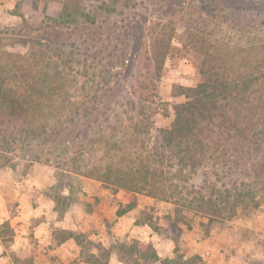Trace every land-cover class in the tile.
Returning <instances> with one entry per match:
<instances>
[{
	"label": "rangeland",
	"instance_id": "374dc122",
	"mask_svg": "<svg viewBox=\"0 0 264 264\" xmlns=\"http://www.w3.org/2000/svg\"><path fill=\"white\" fill-rule=\"evenodd\" d=\"M59 1L68 3V8L58 5L55 9L64 14L43 21L29 12L25 21L17 12L16 0L11 9L0 7V65L6 67L3 76L9 75L13 83L21 80L32 89L35 79L45 81L39 74L43 70L45 79L57 83L61 76L65 85L51 91L54 96L45 112L49 121L44 116H40L41 123L31 121L39 108L35 103L28 105L27 123L11 121L12 117L0 113V119L6 121L0 133V166L29 170L32 163L38 162L51 167L55 175L52 193L60 197L65 186H79L75 176L69 174L71 163L64 155H81V162L90 160V165L99 162L100 176L109 161L112 173L108 185L113 188L127 189L124 183L131 184L132 177L141 174L136 184L144 185V175H153L147 167L154 165L156 184L151 179L144 192L138 193L146 199L143 195H150L151 189L158 190L156 196L151 195L156 201L145 204L143 220H152L162 237L180 241L184 226H198L206 234L237 221H253L259 226L264 217V80H255L252 85L253 104L249 105L253 110L249 105V109L243 108V102L227 109L238 128H225L222 134L216 128L210 144L212 151L205 154L202 166L187 179L175 177L174 159L159 160L162 148L155 143L161 129L168 128L174 120V105L186 100L184 95L173 92L175 86L198 85L203 80V70L222 72L228 79L264 71V0L257 5L252 0ZM41 5V11L46 9ZM34 52L37 57L32 55ZM19 65L24 66L20 69ZM13 89L23 91L19 86L13 85ZM89 110L91 114H86ZM42 124L47 126L48 135L33 132L40 130ZM59 125L63 128L54 134V126ZM70 132L75 133L71 144L67 142ZM99 137L116 145L110 156H105L108 146L98 144ZM81 144L85 150L80 154L77 148ZM126 151L141 158L150 152L158 158L149 162L151 158L145 157L146 165L136 170L137 166H127V161L118 158ZM35 153L41 154L42 161L30 159ZM121 171L128 172V176H118ZM225 187H232L234 192L244 188L260 190L262 194L256 193L260 205L255 207V202H250L249 207L238 206L235 214L224 210L213 218L186 205L196 196L211 195L213 188L218 191ZM221 206H225V201ZM261 226L262 231L252 228L251 237L244 232L243 237L253 245L252 257L246 264H264V224ZM4 228L8 232L6 224ZM81 240L85 250L96 246L101 262L107 261L106 249L86 243L85 238ZM136 262L153 264L142 256ZM162 264L206 263L193 257Z\"/></svg>",
	"mask_w": 264,
	"mask_h": 264
},
{
	"label": "crops",
	"instance_id": "0c3cea01",
	"mask_svg": "<svg viewBox=\"0 0 264 264\" xmlns=\"http://www.w3.org/2000/svg\"><path fill=\"white\" fill-rule=\"evenodd\" d=\"M2 6L11 9L14 0H0ZM23 168L0 166V264H103L99 249L85 250L81 238L109 250L107 264H132L115 247L125 239L152 245L159 257L153 264L193 257L206 264H246L253 245L244 232L251 237L252 228L263 230L264 217L259 226L237 221L210 234L184 226L182 240L176 241L162 237L152 220H143L145 204L156 201L152 196L142 199L138 192L78 175L79 186H65L59 204L51 167L34 162Z\"/></svg>",
	"mask_w": 264,
	"mask_h": 264
},
{
	"label": "trees",
	"instance_id": "16d2710c",
	"mask_svg": "<svg viewBox=\"0 0 264 264\" xmlns=\"http://www.w3.org/2000/svg\"><path fill=\"white\" fill-rule=\"evenodd\" d=\"M252 1L256 5L259 3V0H252ZM41 4H43V6L46 9H43L41 11V6H42ZM58 5L61 6L63 5V3L59 0H55V1L52 0L51 3H47L46 1H42V0L39 1L16 0L17 12L25 19V21H27L29 17L26 16L27 12H29L30 15L33 16L38 15V17L42 21L46 18L57 19L58 13L60 14L59 16L64 14L61 12L60 9L59 11L55 10L56 8H58ZM63 6L64 8H68V3L64 1ZM33 11H35L36 13H33ZM70 16L71 15L68 13L67 17L69 18ZM33 24L37 25V22L33 21ZM166 50L162 54H165ZM32 55L36 56L37 54L34 52ZM160 62L163 63L164 59H162ZM35 65H37V63ZM23 66L24 65H22V67ZM22 67L19 65L20 69ZM5 68L6 67L0 65V110H1L0 113L2 115L6 114L9 117H12L11 119H9L11 121L25 120L24 123H27V121L30 118V113L28 112L29 109L28 105H34L33 103H35V105H39V108L35 109V112H33L34 115L31 121L33 122L35 120L36 121L39 120L38 123H41L40 116L41 117L44 116V118H46V121H49V117L45 113L48 112V109L46 108V104L48 103L50 104V102L52 101V97L54 96L52 92H56L61 87L65 86L63 83L64 78L60 76L58 79L61 80L60 81L57 80V83H53L54 82L53 80L50 81L48 79H45L43 76L46 77V73L43 70L42 71L40 70L39 74H41V77L45 81H43L42 79H41L42 81L40 79H35L34 85L32 89H30L28 87L29 85L26 86L25 84H23L21 80L18 81L15 80L13 83V81L10 80L9 75L3 76L4 75L3 72L5 71ZM10 70L11 69H9L8 71ZM257 75L252 74L249 76L247 75V76H240L234 79H228L227 77H225V74H223L222 72L216 73V70L215 72H212L210 70H203V80L198 85L193 87L191 86L174 87L173 92L176 95H184L186 97V100L174 105L175 108L174 120L172 121L171 125L168 128L161 129L160 138H158V141L155 143V145L159 146V148L160 147L162 148V152L158 153V156L160 155L159 160L163 161L168 157L176 161L177 172L175 173L176 174L175 177L177 176L178 178L185 180L188 178L189 174L197 172L198 168L202 166L206 158L205 154L209 151H212L210 144L212 143L213 140L212 135L215 133L214 130L216 128H218L219 134L224 133L225 128L228 130L231 129L235 130L238 128L237 122L234 123L233 120L231 119L233 117L228 116L229 112L227 109L230 107H236L237 104H240L242 102H243L242 106H244L243 108H245L249 104L250 105L253 104L251 102V96H252L251 93H253L254 91H251V88L252 85L255 84L254 83L255 80L257 81H260L261 79L264 80V71H262L260 74ZM26 81L28 84H30L29 80ZM13 85L21 87L23 91L13 89ZM47 86H53L56 89L53 91L51 90V88H46ZM263 97L264 96L261 95V99L264 100ZM249 106L246 108L249 109ZM250 109L253 110L251 106ZM86 114H91V111L90 110L87 111ZM241 114L242 113H238V115ZM56 120L59 121V119ZM5 126H6V121L0 119V133L2 130L1 128ZM62 128H63L62 125L54 126L53 128L54 134H59V131ZM73 128L76 127L73 126ZM33 132L37 135L42 134V136H44L45 134L48 133L47 126L42 124L40 130L36 129V131ZM51 134L52 133H50V135ZM74 135H75L74 132L69 133V135L67 136L68 143L71 144V142L72 143L74 142V140L70 141L71 136ZM102 140H103L102 137H99L97 142L99 141L98 144L105 143L106 146H108L105 154V156L108 157L111 154L110 150L112 148L114 149L116 145L112 146V142L106 138L103 141ZM1 144H2V139L0 138V146H2ZM83 146L84 144H81V147L77 148L80 151V154L85 150ZM70 149L72 148H69L68 150ZM260 151L261 150L257 149L256 152H260ZM40 153L32 154L31 155L32 158L30 157V159L33 161H42L41 160L42 156ZM68 153L70 154L71 150L68 151ZM147 153L148 155L144 156V158H141L142 157L141 155L138 157L136 155L133 156L132 154H134V152L123 153V155L121 156L119 154L118 158L121 161H127L126 163L127 166L129 164L130 167L137 166L135 169L139 170L141 169V166L146 165L145 157L151 158L148 159L149 162L156 161V158H158L157 156L154 157V155H152L150 152ZM70 155L67 156L64 155V157H66V159L71 163L72 170L69 171L70 172L69 174L72 177L75 176L74 178L77 179L76 177L78 175H85L88 177L95 176L94 178H97L107 184H110L108 180L111 179L112 166L108 164L109 161H107L106 163V167L104 168L103 175L100 176L102 174L100 173V170L102 168L97 165L99 162L94 161V164L90 165L91 164L90 160L81 162L80 160L81 155L72 158ZM47 160L48 162H50V159ZM102 160H104V158H102ZM256 161H258V159ZM152 167L151 166L147 167V170L153 175L152 178H150V176L148 175H144L143 177L144 185L137 186L136 184L137 181L141 180V176H142L141 174L140 176L136 175L135 177H132L131 184L124 183L123 186L134 192H141V193L144 192L143 190L146 188V185H149L151 183V179L153 180L152 182L156 184V178H155L156 172L153 171V169L155 168ZM126 175L128 176V172L126 173L124 171H121V173L118 176H126ZM256 188H258V185ZM214 192L217 193L219 192L220 193L219 197L218 195L217 196L212 195L214 194ZM257 192L260 193V190L256 191V190H252L251 188H244L243 190H237L234 192L232 187H225L223 190H218V191H216V189L213 188L211 190V195L196 196L192 200H190L189 203L187 204L184 203V204H186L191 209L193 208L195 210L205 212L209 215L211 214L212 215L211 218H213L214 215L218 216L224 210L231 211L232 214H235L236 208L238 206L243 205L244 207H249L250 202H255L253 205L255 207L259 206L260 202L258 201V199L256 201ZM149 194H150L149 196L151 195L156 196L158 194V190L156 188L151 189L149 191ZM56 198L59 204L63 202L61 201L59 196L58 197L56 196ZM224 201H225V206L222 207L221 204ZM122 212L123 210L119 211V213ZM180 213L181 212H179V214ZM115 247L118 248L120 257L132 264H138L136 262L138 260V256H142L143 258H145V260H147L150 263L159 260L156 250L150 244H140L137 242H128V243L119 242L118 244L115 245ZM105 253H106V257H109L110 251L105 250ZM105 262L106 263L104 264H107V261Z\"/></svg>",
	"mask_w": 264,
	"mask_h": 264
}]
</instances>
